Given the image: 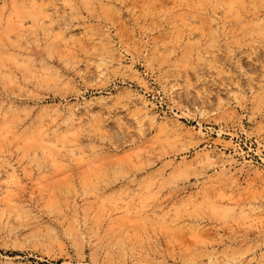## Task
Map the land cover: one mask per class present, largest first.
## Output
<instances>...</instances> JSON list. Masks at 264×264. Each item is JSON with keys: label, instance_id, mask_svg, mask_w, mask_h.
I'll list each match as a JSON object with an SVG mask.
<instances>
[{"label": "rangeland", "instance_id": "374dc122", "mask_svg": "<svg viewBox=\"0 0 264 264\" xmlns=\"http://www.w3.org/2000/svg\"><path fill=\"white\" fill-rule=\"evenodd\" d=\"M0 264H264V0H0Z\"/></svg>", "mask_w": 264, "mask_h": 264}]
</instances>
